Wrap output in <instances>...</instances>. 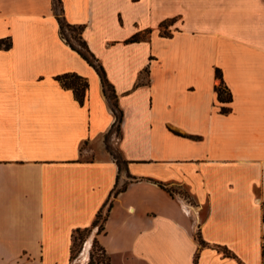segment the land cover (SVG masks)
Here are the masks:
<instances>
[{"label":"crops","instance_id":"0c3cea01","mask_svg":"<svg viewBox=\"0 0 264 264\" xmlns=\"http://www.w3.org/2000/svg\"><path fill=\"white\" fill-rule=\"evenodd\" d=\"M61 2L123 119L117 130L53 0H0V40L11 43L0 46V264H263L264 0ZM64 74L87 81L82 101ZM182 185L194 201L169 191ZM89 228L73 261L74 234ZM96 242L104 261H92Z\"/></svg>","mask_w":264,"mask_h":264},{"label":"trees","instance_id":"16d2710c","mask_svg":"<svg viewBox=\"0 0 264 264\" xmlns=\"http://www.w3.org/2000/svg\"><path fill=\"white\" fill-rule=\"evenodd\" d=\"M61 2V0H58ZM53 3L55 4V0H53ZM58 20H59V24H60V30H61V34L62 36L66 39V41L70 44V46L76 50L90 65H92L97 73L99 74L101 81H102V85H103V91L106 95V97L108 98L111 107L113 109V112L116 116V121L114 123V125L116 126L117 130H119L120 124L122 122L123 119V111L121 110V108L118 105L117 102V94L115 93V90L113 88V85L109 82L107 76H106V72L105 69L103 67V65L101 64V62L99 61V59H97L95 57V55L90 51L88 45L85 46V51L77 48L76 46L72 45L69 40L67 39V37L64 36V23L61 21V19H59V17L57 16ZM173 19L172 20H167L162 22L161 26L165 25V22H169L168 24L173 23ZM68 26H72V24H67ZM77 28L81 29L83 31L84 26L83 25H74ZM134 40V39H133ZM84 44H87L84 41ZM11 43L9 42H5L4 40H0V46H4L5 48L10 47ZM216 77L220 79V83L215 87V90L217 92L218 95V100L220 101V103L222 104L221 106V112L222 113H228L231 108L228 106V104L232 101V93L229 89V87L227 86V84L225 83L224 79H223V72L221 68H216ZM69 78H74L76 80L81 81L78 82L76 81L75 85V92L77 97L82 101L83 100V94L81 91H83L87 86L88 83L87 81L82 78L79 75L76 74H64L61 76H57V79L61 80V82L64 85H71L68 83V79ZM111 155L113 156V158L116 160V162L119 165L120 170H124L125 166H126V161L123 159V157L121 158L122 160H120L119 157L115 156L113 153H111ZM162 186H165L164 184H161ZM125 186L123 185L121 188L115 190V194H118V191H120L122 188H124ZM169 191H174L173 189H169ZM102 215V212H99L97 215L96 220L93 223V227L98 225V218ZM105 219V218H104ZM103 227V226H102ZM102 227L100 226L99 231L102 229ZM90 229V228H89ZM88 230V229H85ZM80 231H84V230H77L74 234V240H73V248H72V258H74L73 256V251L75 250V246H76V242H77V236L76 233H79ZM81 240V239H80ZM228 254V251H225ZM261 256H262V262L264 264V243L262 244V249H261Z\"/></svg>","mask_w":264,"mask_h":264},{"label":"rangeland","instance_id":"374dc122","mask_svg":"<svg viewBox=\"0 0 264 264\" xmlns=\"http://www.w3.org/2000/svg\"><path fill=\"white\" fill-rule=\"evenodd\" d=\"M53 9L54 12L56 13V15L59 17V19H61V21L64 23V36L67 37V39L69 40V42L76 46L77 48L85 51V46H87V44H84V38L82 36V30L77 28L76 26L72 25V26H68V22H66L63 18V7H62V2L55 0V4L53 3ZM166 24L163 26H160V33L162 35H170V31H169V22H165ZM150 32L151 29H146L143 32L138 33L137 35H135L133 38L134 40H139V39H147L150 36ZM76 81L80 82L79 80H76L74 78H70L68 79V83L69 84H76ZM117 129V128H116ZM118 135V134H117ZM105 142H106V149L110 152L113 153L115 156L119 157L120 160H122V155L120 153V149L118 147V145L115 143V141H111L108 137L105 138ZM94 147L93 144L90 145H84L83 148H88V147ZM174 192L180 193L181 195H183L186 199H188L189 201H194L193 196L190 193V190L185 187L184 185L182 186H174L173 187ZM206 213V207L203 211V215ZM105 215L102 213V215L98 218V225H100L101 227L103 226V221H104ZM92 234V228L88 229V230H84V231H80L79 233H76L77 236V242H76V246H75V250L73 251V256L74 258L73 261H76L77 257H79V254L82 250V247H84L83 245L86 243L87 239H89V237H91L90 235ZM81 239V240H80ZM84 243V244H83ZM264 243V242H263ZM92 261L95 262V257L98 256V260L100 261H104L105 258L102 255L101 252V248L98 245V243H94L92 246Z\"/></svg>","mask_w":264,"mask_h":264}]
</instances>
